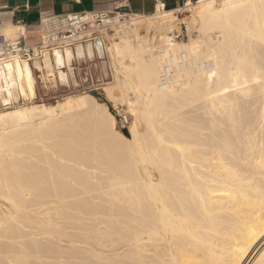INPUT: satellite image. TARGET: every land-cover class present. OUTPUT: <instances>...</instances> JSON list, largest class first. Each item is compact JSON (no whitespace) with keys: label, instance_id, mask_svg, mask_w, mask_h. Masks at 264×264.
I'll list each match as a JSON object with an SVG mask.
<instances>
[{"label":"bare ground","instance_id":"6f19581e","mask_svg":"<svg viewBox=\"0 0 264 264\" xmlns=\"http://www.w3.org/2000/svg\"><path fill=\"white\" fill-rule=\"evenodd\" d=\"M217 1L189 7L201 26L188 42L165 34L153 55L127 38L107 47L119 54L120 74L134 76L144 92L135 101L131 137L88 94L77 99L81 110L66 101L62 119L44 103L15 116L0 112V197L9 202L0 212V252L16 264H264V0H221L218 8ZM175 11L159 5L155 14L171 18ZM19 28L1 31L14 36ZM97 45L103 54L104 43ZM74 56L71 48L45 52L34 65L47 74L57 67L66 80ZM166 65L172 72L161 87ZM0 81L6 103L35 94L27 59L0 62ZM104 92L112 95L108 87ZM15 132L33 134L38 159ZM98 137L102 153L116 151L114 174L105 179L97 178L100 159L93 158ZM31 201L42 212L33 214ZM56 218L72 222L74 231L66 233ZM24 225L51 233V240L67 236L70 244L44 246L35 232L32 243L15 241L20 247L12 250L4 240L19 239ZM50 254L57 262L45 260Z\"/></svg>","mask_w":264,"mask_h":264},{"label":"rangeland","instance_id":"374dc122","mask_svg":"<svg viewBox=\"0 0 264 264\" xmlns=\"http://www.w3.org/2000/svg\"><path fill=\"white\" fill-rule=\"evenodd\" d=\"M198 1L199 0L193 1V2L191 1L192 4L190 6H187V5L185 6V4H184L182 7H180L181 9H178L175 11L174 16H172L171 18H169L167 16L162 17V16H159V14H154V15L152 14V15L146 16V15H138V14L130 13L125 19H120V20L116 19V24H115L116 27L113 26L109 30V32L105 35V38H104L105 51L103 52V56L100 58L98 56L100 53L99 52L97 53L96 50H95L96 56L93 60L88 59V57H85L84 59H79L75 55V59L73 60L71 67L65 68V71L67 73V79L66 80H62L60 78L57 67H55L53 69L52 73L50 72V74L49 73L47 74V72H49L47 69L38 70L35 67L34 63L31 62V68L33 70V74H34V77L36 79L35 87H36L37 95L34 98L32 97L34 95H29V96L18 95L17 97H13L11 99V101H9V103H6L3 101L4 94L3 95L1 94L0 95L1 96L0 97V112L7 111L8 115L14 114V116H15V115L19 114L21 111H23L24 107H26V106L44 103L47 105L52 104L53 106H51V107L54 108L53 114L55 116L60 117V119H62L63 113H64V104L66 101H69L71 105L75 106L72 110H74V111L81 110L77 107V103H78L77 99L88 94V95H91L95 100H97V102L99 101L101 104V107L102 106L104 107L107 105L108 109L113 113V115L116 118L115 127H117L126 136L131 137V132L129 130L135 121V113H134L135 112L134 108L136 107L135 101L137 99H139L140 97H142L144 92L141 91L140 88L137 86V81H135L136 79L134 76H133V78L129 79V78L124 77L122 75V73L120 74V72H121L120 71V64L118 62L120 60L119 54L113 47H112V51L110 54L107 47H109L111 44H114L117 41H121L123 38H127L128 40H130L131 42L136 43V44L143 43L146 46L149 53L153 55V54H156L154 52V48L160 44V37L165 35V34L172 41L188 42L190 39H194L200 33L199 30H200L201 24L198 21V19L195 20L192 16L195 13V10L193 11V10H191L192 8H189V7L198 6L200 4V3H198ZM220 4H221V0H218L216 2L217 8L220 7L219 6ZM134 20H136L135 24H133ZM3 29H0V32L3 31L5 33V30H3ZM182 30H183L184 37L180 36L177 39H173V37H172L173 32L174 31L182 32ZM213 31L215 32L216 29ZM214 32H211L210 34L213 35ZM13 33L15 36L16 33H18V29L14 30ZM8 36H10V35H8ZM210 38H212V40L215 41L213 36H211ZM157 50L158 49H155V51H157ZM100 55H102V54H100ZM111 65H112V67H111ZM86 73L92 74L93 82L91 79H89L90 81H85ZM98 76L99 77L104 76L107 78L105 79V82L98 89H96L94 91H89L88 86L94 87L95 85H97L96 79ZM105 87H108L109 89L112 90L111 96H107L105 94V92H104ZM95 92H97L98 96H96L94 94ZM26 97H27V99H26ZM3 103H4V105H3ZM6 105H10V106L6 107ZM187 108H190V107H187ZM98 109H100V108H98ZM83 111H81L82 112L81 115L85 116L86 110L84 112ZM91 111H92V109H91ZM38 112H40V110H36V116L37 115L40 116V114L42 113V112L41 113H38ZM67 115H68V113H67ZM67 115H65V118ZM99 116H100V119L105 123L106 128L108 127V130H109V128L111 126H110V121L107 118V115H105V113L104 114L100 113ZM67 119H68V116H67ZM205 122L210 124L208 119H206ZM202 123H204V121H202ZM138 126H140L139 127L140 129L141 128L143 129V124L141 122L138 124ZM89 128L90 129L93 128L92 130L96 129V127H92V126H90ZM110 131L112 132V128L110 129ZM18 133L20 134L21 132H17V133L15 132L14 134H12L13 138H18V136H19L18 140L20 141V143H18V144H20V147L25 148L27 151L35 149L34 152L32 150L33 155H29V154H31V152L30 153L28 152L27 154L29 156H32V157L34 156V158L38 159L39 156L38 155H37V157L35 156V153H37L36 147L38 146L37 145L38 143L35 142V138H33L34 141L32 140V137H31L32 141H30V138H28V137H30V135L32 136L33 134H29L28 136L26 135L28 138L27 139V138H24V137H26V136H24L25 133L20 134V135ZM35 136L36 135H34L33 137H35ZM98 138H99V140H98ZM98 138H96V142L98 145L95 146L96 144H94L93 146L89 147V149L93 148L94 150H96L98 148L97 149L98 152L96 153V155H95L93 149H92L93 153L91 152V154L95 155V156L93 155L94 156L93 158H95L96 161H97V159L101 160V161L99 160V163H97L98 164L97 168L99 170L98 171L99 175H97L98 176L97 178L98 179H105V176H106V178H108V176L111 177V175L113 176V174H114L112 172L113 169H111V167L113 168V166H114L113 164L115 163L114 162L115 160L113 158L115 157L116 151L114 152L113 155H112V153H109V155L110 156L112 155L111 157H113V158L108 156V152H106L107 154L105 152H104L105 154L102 153L103 151L99 150L101 143H102V140H100V137H98ZM31 142H34V144L31 145L33 147L30 146ZM26 143H29V145ZM28 146H30V147H28ZM94 146L96 149L94 148ZM113 146H115V145H113ZM38 147H40V146H38ZM107 148H109V147L107 146ZM113 149L116 150L115 148H113ZM25 156L26 155H24V157ZM32 157H28V158L31 159ZM32 160H33V158H32ZM34 160H36V159H34ZM98 179H96V181ZM26 197H27V200H30L33 198L32 195H27ZM99 199L100 198L96 199L95 201L101 202V200H99ZM38 206L39 205H37V203L35 201L34 202L31 201L29 203V209H30V211L33 212V214H37L36 212H38V213L42 212V207H44V206H42L41 208H40V206L38 208ZM0 209H1V211H0L1 214H4L7 211H9V202L7 199H5L3 197H0ZM68 211H69V209H68ZM97 215H102V213H97ZM56 220H58L57 221L58 223L60 222V224H58V225H60L62 227V229H66V230H64L65 232L66 231L67 232L68 231H74L73 230L74 227H73L72 222L66 221L63 219H59V218L58 219L56 218ZM100 225L103 226L104 223H100ZM33 227L34 226L31 227L29 225H26V226L24 225L21 227V230L23 229L22 230L23 232L21 233V237H20L21 239L20 238L15 239L17 237H15L13 239V237H12V238H5L4 241L8 244V246H11L12 250L18 249V246L20 244L19 242H21V240H23L25 242H27V240H29V242H28V244H29L32 240V236L30 234L36 232L35 237L39 238L41 243H43L45 241L43 243L44 246L45 245L50 246V244H52V245L54 244L51 242H56V243L60 244L62 246V248H66L70 244L67 236H62L60 238H52V240H53L52 241L51 235H50L51 233L45 231L46 233H48V234H46L45 232L41 231L39 228H37V227L33 228ZM28 236L30 238H28ZM15 241H19V242H16L17 243L16 244ZM12 242H14V243H12ZM79 245L80 246H86L88 244L86 242H79ZM4 256L5 255L2 252H0V258L4 259L7 264H16V261H14L15 260L14 256H11V257L5 256V258H4ZM45 258H46V256H45ZM52 258L53 257H51V254H50L49 256H47V258L45 260L46 261L49 260L50 263L52 261L57 262V260H53L54 258L53 259ZM49 261H47V262H49Z\"/></svg>","mask_w":264,"mask_h":264},{"label":"built area","instance_id":"2783aa9c","mask_svg":"<svg viewBox=\"0 0 264 264\" xmlns=\"http://www.w3.org/2000/svg\"><path fill=\"white\" fill-rule=\"evenodd\" d=\"M129 14L130 12L115 9L85 10L45 16L39 23L40 41L38 44L29 45L23 32H18L15 36H6L0 33V62L27 59L30 63H34L36 59H42L45 52L53 55L57 50L65 52L67 48H71L75 52L76 45L85 46L87 43H92L98 53L95 41L100 39L104 43L105 35L115 26L116 19H125ZM180 36L184 37L183 30L182 32H173V39ZM95 56L94 53L92 57L85 54L77 58L84 59L88 57V59L93 60ZM98 56L101 58L103 54ZM185 57V54H182V58L185 59ZM181 66H183L182 63ZM171 72L172 67L166 65V71L160 75L161 87L166 86L167 76ZM106 78L98 76L96 79L97 85L94 87L88 86V90L98 89ZM89 79L93 82L92 74L86 73L85 81H90ZM1 87L2 81H0V95L3 93Z\"/></svg>","mask_w":264,"mask_h":264},{"label":"crops","instance_id":"0c3cea01","mask_svg":"<svg viewBox=\"0 0 264 264\" xmlns=\"http://www.w3.org/2000/svg\"><path fill=\"white\" fill-rule=\"evenodd\" d=\"M188 1L197 0H0V29L18 26L29 45L40 41V20L56 13L85 10H115L152 15L159 5L173 12ZM37 95L36 87L33 98Z\"/></svg>","mask_w":264,"mask_h":264},{"label":"water","instance_id":"95a60500","mask_svg":"<svg viewBox=\"0 0 264 264\" xmlns=\"http://www.w3.org/2000/svg\"><path fill=\"white\" fill-rule=\"evenodd\" d=\"M98 43H100L101 45H102V41L100 40V39H98V40H96L95 41V46H96V48H97V50H98ZM92 44V43H91ZM80 46H82L83 48H84V50H85V53L83 54V55H85V54H87L89 57H92L94 54H92V55H90L89 54V52H88V46H89V43H87L85 46L84 45H81V44H79ZM79 45H76L75 46V53H76V55H77V57H80L78 54H77V46H79ZM92 46H93V44H92ZM93 48H94V46H93ZM95 50V49H94ZM98 52H99V50H98ZM94 53H95V51H94ZM100 53V52H99Z\"/></svg>","mask_w":264,"mask_h":264},{"label":"trees","instance_id":"16d2710c","mask_svg":"<svg viewBox=\"0 0 264 264\" xmlns=\"http://www.w3.org/2000/svg\"><path fill=\"white\" fill-rule=\"evenodd\" d=\"M96 96H98L97 92L94 93Z\"/></svg>","mask_w":264,"mask_h":264}]
</instances>
